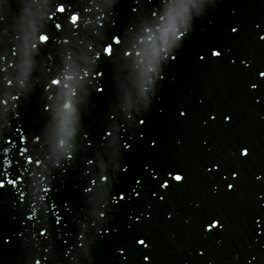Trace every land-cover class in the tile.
Masks as SVG:
<instances>
[{"label": "water", "instance_id": "1", "mask_svg": "<svg viewBox=\"0 0 264 264\" xmlns=\"http://www.w3.org/2000/svg\"><path fill=\"white\" fill-rule=\"evenodd\" d=\"M262 73L264 0H0V264H264Z\"/></svg>", "mask_w": 264, "mask_h": 264}, {"label": "clouds", "instance_id": "2", "mask_svg": "<svg viewBox=\"0 0 264 264\" xmlns=\"http://www.w3.org/2000/svg\"><path fill=\"white\" fill-rule=\"evenodd\" d=\"M233 31H235V29H233ZM262 75H264V73H262ZM245 154H246V150H245ZM176 176H179V177H181V179H182V176H180L179 174H177ZM229 187H231V185H230ZM214 223H215V222H214Z\"/></svg>", "mask_w": 264, "mask_h": 264}, {"label": "snow or ice", "instance_id": "3", "mask_svg": "<svg viewBox=\"0 0 264 264\" xmlns=\"http://www.w3.org/2000/svg\"><path fill=\"white\" fill-rule=\"evenodd\" d=\"M174 179H176V180H180L181 177L175 175ZM165 186H166V185H165Z\"/></svg>", "mask_w": 264, "mask_h": 264}]
</instances>
